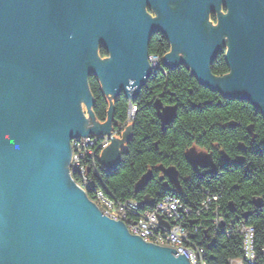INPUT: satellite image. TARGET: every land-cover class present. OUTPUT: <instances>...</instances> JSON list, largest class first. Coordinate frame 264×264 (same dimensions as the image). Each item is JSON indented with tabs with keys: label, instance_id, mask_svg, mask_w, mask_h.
Masks as SVG:
<instances>
[{
	"label": "water",
	"instance_id": "obj_1",
	"mask_svg": "<svg viewBox=\"0 0 264 264\" xmlns=\"http://www.w3.org/2000/svg\"><path fill=\"white\" fill-rule=\"evenodd\" d=\"M219 1L229 14L214 25ZM158 31L171 43L168 67L187 65L200 85L264 119V0H0V264H188L102 217L65 167L69 140L108 134L112 99L121 90L132 99L144 83ZM224 36L231 72L212 75ZM89 72L109 100L104 123L90 110Z\"/></svg>",
	"mask_w": 264,
	"mask_h": 264
},
{
	"label": "trees",
	"instance_id": "obj_2",
	"mask_svg": "<svg viewBox=\"0 0 264 264\" xmlns=\"http://www.w3.org/2000/svg\"><path fill=\"white\" fill-rule=\"evenodd\" d=\"M167 48V41L158 35L154 36L149 44V51L153 53L163 54ZM227 71L224 58L219 56L212 64L211 72L222 75ZM164 84L165 90L175 96L165 101L177 102L178 115L171 126L162 132L153 107L147 101L157 94ZM91 91L95 101L94 112L98 119L103 120L105 102L94 82L91 84ZM205 101L209 102L203 104ZM197 103H201L199 107L196 106ZM136 104L138 113L128 151L122 156L117 169L111 175H105L107 184L117 197H139L133 191L132 182L136 181L138 174L145 170V165L156 161L168 163L172 158L181 160L182 147L197 135L200 137L198 142L204 147L209 142H213V145L218 143L217 146L222 145L231 159L242 151L240 155L244 160L242 163H232L231 160L218 161V172L214 175L205 173L198 176L191 172L180 197L185 203L196 207L202 198V188L210 189L212 193L222 191L224 193L221 198L222 205H226L225 199L228 196L232 197L237 207L238 218L242 213L241 203L246 204L253 196L264 195V119L254 107L246 102L229 100L220 93L202 87L183 66L169 71L166 82L160 76L151 77L139 92ZM125 106L126 99L121 95L114 105L113 126H118L124 119ZM229 121L237 125L229 127ZM247 124L253 125L256 135L254 140L245 130ZM237 142H243L245 149L238 151ZM211 149L213 150L214 146H211ZM182 162L183 160L180 163ZM182 167L189 172L187 166L182 165ZM148 186L149 188L154 186V182H150ZM234 186L237 188L235 189ZM161 194L163 192L159 194L156 192L153 196L160 199ZM241 197L244 199L240 200ZM248 221L255 227L257 246L263 244L264 209L250 214ZM207 242L212 243L211 246L208 245V253L211 257L208 264H226L227 257L240 254V240L236 237L227 238L220 235L213 239L210 235Z\"/></svg>",
	"mask_w": 264,
	"mask_h": 264
},
{
	"label": "rangeland",
	"instance_id": "obj_3",
	"mask_svg": "<svg viewBox=\"0 0 264 264\" xmlns=\"http://www.w3.org/2000/svg\"><path fill=\"white\" fill-rule=\"evenodd\" d=\"M221 3H222V7L218 8L215 11L210 12L212 15H214V17L219 16V17H216V18H218L217 19L218 21H219V18H221V16H224L226 11L228 10V6L224 2H221ZM155 15L157 18L159 17L156 10H155ZM216 18H215V20H216ZM161 34H164V33H161ZM161 34L159 36H161ZM156 35H158V34L154 33L153 35H151L148 39V44H147V58H146V60H147V63L149 65V68H150V72H149L148 77L145 79L144 83L141 84V86L139 87V90L137 91V93L135 94V96L132 99L127 97L126 92L124 90H121L120 93L118 95H116L111 101V114H113L114 105H115L116 100L121 95H124V97L126 99L125 113L130 115L131 117H133L135 120L137 117V113H134V112H138V106L136 104V98L138 97L139 92L146 85L147 81L151 77H154V76H160L163 78V80L165 82L167 81L168 73H169V71L172 70V68L168 67V66L166 67L165 66L166 64L163 65L164 62L162 61L161 56H164L166 53H168V51L169 52L171 51L170 41L167 39V37L164 38L163 36H161L163 39H165L167 41L168 48L170 50L165 51L163 54L150 52L149 51L150 41ZM227 39L228 38H226V36L223 37V42H224L223 44H225L224 48H226V49H227ZM100 45L101 44L96 46L95 57L98 60H106V59H101L102 57H104L102 51H104L105 54L107 52L104 48H101L102 49L101 50ZM224 48L221 50V52L218 55L223 56L225 53V55L223 57L226 58L227 51H223ZM99 50H101V52H99ZM215 58L217 59V57H215ZM216 59H215V61H216ZM224 60L226 61V64H227V60L226 59H224ZM211 63L209 64V67L212 66ZM179 66H183L190 71V69L187 65L179 64L176 68H178ZM227 68H228V66H227ZM209 70H210V74L213 75V73H211V68ZM191 76L194 77V75H191ZM92 82H94L97 85L98 90L102 94V97H103L104 102H105L104 118H103V120L98 119V121L99 120L104 121L105 118L107 119V111L109 109V100H108V97L106 96V94L104 93V89H103V87L99 81L98 76L96 74L89 72L86 75V83H87V87H88L89 93L91 95V98L93 100V102L90 104V110H91L92 114H94L95 118H97V115L94 112L95 101H94L93 93L91 91ZM202 87H204V86H202ZM165 88H166V85L164 84V86L161 88V90L157 94H155L151 98H149L147 101V103L152 105L154 114L156 113L155 117L160 122L159 126H160V129L162 132H164L167 127L171 126V124L177 119V115H178V104H177V102L174 103V102H172V100H170L167 103V105L171 104L170 108H172L173 111H171L170 117L164 121L160 117L161 114H157V112L161 111L166 106H163L162 108L161 107L157 108L156 105L152 104V101L154 102L155 101L154 99H158V98L162 102H167V101L162 99L163 96L166 97L167 99H169L170 97L175 98L174 94L173 93L170 94L169 91L165 90ZM204 88L210 90V88H207V87H204ZM211 91H214V90L211 89ZM231 99L236 100V101H241V100H237L234 98H231ZM160 100H159V102H160ZM208 102L209 101H205V102H203V104H207ZM200 104L201 103H197L196 106L199 107ZM129 105H132V107L136 105L137 108L134 111L129 110V109H127V107H129ZM249 105H251V104H249ZM156 109H157V111H156ZM124 117H126V116H124ZM123 122H124V120H122V122L118 126L112 127L113 130L115 131V140L114 141H116V140L119 141L118 139L122 138V139H126L129 142H131L132 138H133V133L129 134L126 131L123 134L121 133V129L123 128V125H121V124ZM110 123H112V122L110 121ZM125 125L128 126L127 124H125ZM251 125L252 124H247L245 130L247 131L249 136L252 138L253 134H255V133L253 130V126H252V128H250ZM117 132L119 134H121L120 137L116 134ZM126 133H128V135H125ZM100 135L103 137L106 136L105 134H100ZM253 138H256V136H254ZM199 140H200V137L197 135V136L193 137L192 139H190L188 144H186L185 146L182 147V149H181L182 150L181 151V154H182L181 160H183L182 163H180L181 162L180 159L177 161L176 158H172L168 161V163L156 161L152 164H146L145 170L138 174L136 181L134 180L132 182L133 191L139 197L134 198L132 196H128L127 198H119V197H115L116 195L114 193L108 192L110 195L112 194L111 199L116 198L115 200L118 199L119 201L114 200L112 202H109V201H106L107 200V198H106L105 200L102 201L103 206L107 207L106 209L110 211L112 216H118L120 213V218H116L115 221H118V220L122 221L129 234L139 236L146 243L155 244V245L168 247V248H174V249L179 248V250L177 252H181V254H184L185 251H187V249H191L192 251L189 252L191 254L190 256L192 258L191 264H208L209 263V260L211 257H210V254L208 253V245L211 246L212 243H208L207 241H209L210 235L213 236V239L215 238V236L223 235L227 238L228 237H234V238L236 237L240 240V254L237 256H234V257H227L225 260L226 264H242V263H239L241 261H243V264H262V262L264 263V243L259 244L257 246L255 227H254V225L250 224L248 221L250 214H252L253 212L254 213L261 212L264 209V200L260 201V199H259L260 197H258V198H252L251 197L250 201L248 199V202L246 204L241 203V206L243 205L242 213L239 214L238 215L239 217L237 218L236 217V215L238 214L237 207L235 205V202L232 200V197L228 196L225 199V201H227L226 205L225 206L222 205L221 198L224 195V193L222 191L212 193L210 191V189L207 190L205 188H202V190H201L202 198L200 199V202L196 207L189 206L187 203H185L180 198L182 195L181 193H182V190L184 188V185L188 182L191 172L195 175H198V176H202L205 173L210 174V175L215 174V172H213V170L207 171L206 169H203V171L199 172L198 168L194 167V164H192L191 162L190 163L187 162V158L189 159L190 155H191L189 150L197 151L196 152L197 155H204V156L207 155V153L203 154L199 151V149L205 150L203 144L198 142ZM103 141H105V143H102ZM80 142H81V140L76 139L71 144L69 143L70 150H74L75 148L78 149L79 146L81 145ZM106 142H107L106 140H100L99 141V143H102L103 145L102 144L97 145V147H98L97 152L98 153L99 152L104 153V149L108 148L107 144L113 142V140L109 141L107 143ZM240 143L241 142H237L238 151L245 149V147L240 146ZM211 144H213V142H211ZM211 144L208 145V143H207L208 146H211ZM94 148L95 147H93L92 150ZM87 149H88V147L85 149L81 148L80 152H82V153H81V155H80V153H78V157L79 156L82 157V155H84V153ZM124 150L125 149H122L123 152H124ZM127 151H128V147L126 149V152ZM208 151L211 154L208 153L207 156L208 157L213 156L212 149H210V150L208 149ZM91 154L88 155V153H86L85 155L90 156ZM74 155H75V152H74ZM209 159H211V158H209ZM222 160H223V162L229 161V159L221 156L220 161H222ZM210 161H212V160H210ZM92 162L95 165L96 171L97 172H98V170L100 171V176L94 177L95 181L97 180L95 183H97L98 185L101 183H104V181L106 180L105 179V173L106 172L103 173L101 170V167H100L104 163L99 162L100 166L97 170V166H96L97 164L95 162L94 157L92 159ZM217 162H218V159H217V161H214V163H217ZM237 162L242 163L243 160L242 161L232 160V163H237ZM182 165L187 166L189 172L187 170H185L182 167ZM214 167H216V165ZM82 174H83V176L86 175V173H82ZM111 174H112V172L110 171L109 175H111ZM174 178H178V179H175L176 182H173ZM150 182H154V186H151V187H155V185H156V187L155 188H151V187L149 188L148 185ZM90 186H92V189L95 187V185L93 183H90ZM101 186L104 187L103 189L109 187L108 184H106V185L102 184ZM234 188L236 189L237 187L234 186ZM156 192H158V194L163 192V194H161L162 196L160 197V199H156L153 196V195H155ZM109 194H107V195L109 196ZM226 195H228V193H226ZM98 196H99V193H97L96 197L98 198ZM262 197H264V195ZM241 199H244V198L241 197L240 200ZM205 200H207L206 203H205ZM241 202H243V200ZM258 202H260V203L262 202V204L259 205V204H257ZM181 209H185V212H183ZM163 214H165V217ZM160 215H162V217H159ZM215 217H219V220L214 221L213 218H215ZM189 218H193V219L190 220ZM161 220H164V221L162 222ZM173 221L174 222L180 221L181 223H184L183 224V227H184L183 234L181 233L183 227H182V229L181 228L168 227L167 224L169 223L171 226ZM166 222H167V224H163ZM136 228H138V229H136ZM215 229H216V231L219 232L216 235L213 233V231ZM176 237H180L181 241H179L180 238L177 239ZM205 252H206V255H205ZM171 254H172V252H171ZM172 255L175 258H177L178 255H180V254L176 255L173 253Z\"/></svg>",
	"mask_w": 264,
	"mask_h": 264
},
{
	"label": "bare ground",
	"instance_id": "obj_4",
	"mask_svg": "<svg viewBox=\"0 0 264 264\" xmlns=\"http://www.w3.org/2000/svg\"><path fill=\"white\" fill-rule=\"evenodd\" d=\"M224 2V1H223ZM225 3V2H224ZM218 7L220 8V7H222V3H221V1H219L218 2ZM227 14H229V10H227L226 11V13L224 14V16H227ZM221 16V15H220ZM224 16H221V17H224ZM209 20H210V23H212V24H214V25H216L217 24V22H218V18H216V17H219V16H215L214 17V15H212L211 13L209 14ZM215 18H216V20H215ZM157 34H158V36L162 33V32H156ZM161 36H163L164 38L166 37V35L165 34H161ZM227 38V37H226ZM168 39V38H167ZM100 43H96V46L97 45H99ZM170 46H171V43H170ZM169 46V47H170ZM224 46H225V44H221V50L224 48ZM101 48H104L103 47V45L101 44L100 45V49ZM171 48V47H170ZM102 50V49H101ZM101 50H99V52H101ZM168 50H170L169 48H167V51ZM223 51H227V49L226 48H224V50ZM169 52V51H168ZM102 53H103V55H104V57H102L101 59H106L107 57H108V54L106 53H104V51H102ZM218 55V54H217ZM215 56V57H219L220 55H218V56ZM224 55H225V53H224ZM223 55V56H224ZM222 56V57H223ZM161 57H163V56H161ZM214 57V59L211 61L212 63H211V65L215 62V58ZM224 58V57H223ZM224 59H227V57L226 58H224ZM225 63H226V61H225ZM163 65H165V63L163 64ZM185 65V64H184ZM161 66V65H160ZM166 67H167V65H165ZM226 66H228V71L226 72V73H224V74H227V73H230L231 71H230V68H229V65H228V63L226 64ZM211 67H209V69H210ZM174 69H176V67H174V68H172V70H174ZM212 73V72H211ZM224 74H222V75H224ZM213 75H215V74H213ZM216 76H221L220 74H218V75H216ZM211 90V89H210ZM213 92H215V90L213 91ZM105 93V92H104ZM218 93V92H217ZM224 98H227V99H229V100H232L230 97H224ZM162 99L163 100H166L167 98L166 97H162ZM171 99V98H170ZM155 101L153 102L152 101V104H154V105H156V107L158 108H162L163 106H166L165 108H166V110L167 111H165L164 113H171L170 112V110H169V107H170V105H167V103H168V101L167 102H162L159 98L158 99H154ZM159 100H160V102H159ZM242 102H246V103H248L247 101H245V100H241ZM172 102H174V100L172 101ZM175 103V102H174ZM131 106V107H130ZM137 107H136V105L135 106H133L132 107V105H129V107H127V109H129V110H132V111H134L135 109H136ZM131 111V112H132ZM156 111H157V109H156ZM163 111H164V109H162L161 111H158L157 112V114H161V115H163ZM134 113H138V112H134ZM156 114V113H155ZM94 115V114H93ZM112 114H110V116H109V119L108 120H110L111 122H112ZM124 116H126V117H124V122L121 124V125H123V128L121 129V133L123 134L125 131L126 132H128L129 134H132L133 133V130H134V118L133 117H131L130 115H128V114H126L125 113V115ZM97 120H98V118H96ZM107 119L105 118L104 119V121H100L99 120V122H101V123H104L105 121H106ZM159 122V121H158ZM160 123V122H159ZM125 124H127L128 126H126ZM237 125V123H233V122H231V121H229V123H228V126L229 127H235ZM252 126L253 125H251V127L250 128H252ZM112 127H115V126H113L112 125V123H110V126H109V133L108 134H105L106 136H101L100 134H98V135H95L94 133H92L91 131L90 132H88L87 134H85V135H77V136H75L74 138H72V139H70L69 140V143L71 144L74 140H81V142H80V146H79V148L78 149H74V150H70V158H69V160H68V163L65 165V167H66V169H67V174H68V176H69V178H70V180L79 188V189H81L82 191H83V193H84V195L86 196V198L92 203V204H94L95 206H96V208L99 210V212L100 213H102L101 214V216L103 217L104 215L107 217V218H109V219H113V220H115L116 218H120V213H119V215L118 216H112L111 215V213H110V211L109 210H107L106 208L107 207H105V206H103V204H102V201L103 200H105L106 198H107V200L106 201H109V202H112V201H114L116 198H113V199H111L112 198V194L110 195L108 192H112V193H114L113 192V190L110 188V187H108V188H105V189H103L104 187H102L101 185L103 184V185H106L107 184V182H106V180L104 181V183H101V184H97V183H95L96 181H95V179H94V177H97V176H100V171L98 170V168H99V166H100V163L99 162H103V161H101V159H103L104 160V158H103V153L101 152H97V145L98 144H102V143H105V141H103L102 143H99V141L100 140H106L107 142H109V141H112L113 140V142H111V143H108L107 145H108V147H113V149H114V151H116V154H112L111 155V158L113 159L111 162H110V164L109 165H105V164H103V165H101L100 167H101V170H102V172L104 173V172H106L105 173V175L107 174V175H109V173H110V171L113 173L116 169H117V167L119 166V163L121 162V159H122V156L123 155H125L127 152H126V149H127V147H129V144H130V142L128 141V140H126V139H122V138H120V139H118L119 141H121L120 143L116 140V141H114L115 140V131L113 130V128ZM102 134H104V133H102ZM119 137L121 136V134H119L118 132L116 133ZM254 136H256L255 134H253V137ZM252 137V140H254V138ZM106 142V143H107ZM197 142V141H196ZM116 143H118V144H116ZM211 144V142H209L208 143V145H210ZM216 145H213V144H211V146H214V152H213V150H212V153H213V156H211V157H208L207 155H208V153H210L209 151H208V149L210 150L211 149V146H208L207 144L205 145V150L204 149H202V150H200L199 149V151L201 152V153H203V154H205V153H207V155H197V151H191V150H189V152L191 153V155H190V158L188 159L187 158V162L188 163H192V164H194V167L195 168H198V170H199V172H201V171H203V169H206L207 171H210V170H213V172H215V174H217V172H218V168H217V163H214V161H217V159H218V161L219 162H221L220 161V157L221 156H223V157H225V158H227V159H229V161L231 160H234V161H242V160H244V158H243V156L242 155H240V153H242V151H239L238 152V154L239 155H236V157L235 158H233V159H231V157L228 155V154H226V151H225V148L222 146V145H220V146H217L218 145V143H215ZM103 145V144H102ZM240 146L241 147H245V144L243 143V142H241L240 143ZM88 147V149L85 151V153H84V155H82V157H78V153H80V155H81V153L82 152H80L81 150V148H83V149H85V148H87ZM93 147H95L93 150H92V148ZM117 149V150H116ZM122 149H125L124 150V152L122 151ZM216 149H217V151H216ZM105 150L106 149H104V152H105ZM243 150V149H242ZM74 152H75V155H74ZM77 153V154H76ZM86 153H88V155L89 154H91L90 156H88V155H85ZM211 154V153H210ZM218 154V155H217ZM93 157H94V159H95V162H96V166H97V170H98V172L96 171V169H95V165H94V163L92 162V159H93ZM209 158H211V159H209ZM216 158V159H215ZM107 159V158H106ZM110 159V158H109ZM115 159V160H114ZM209 159V160H208ZM91 160V161H90ZM208 160V161H207ZM210 160H212V161H210ZM222 162H223V160H222ZM201 164H205L204 166L206 167H204L203 165H201ZM113 165V167H111ZM216 165V167H214ZM205 171V170H204ZM82 173H86V175L85 176H83V174ZM175 175V174H174ZM177 175V174H176ZM175 179H178V178H175ZM174 179V180H175ZM90 183H93L94 185H95V189L93 188L92 189V186H90ZM90 186V187H89ZM97 193H99V196H98V198L96 197V195H97ZM107 194H109V196L107 195ZM115 197H117V196H115ZM258 197H260L259 199L260 200H264V197H262V196H253L252 198H258ZM115 201H119L118 199L117 200H115ZM127 201V200H126ZM207 202V200H205V203ZM97 205H96V204ZM129 203V202H128ZM257 204H259V205H261L262 204V202L260 203V202H258ZM183 212H185V209H181ZM245 211V210H244ZM110 214V215H109ZM117 215V214H116ZM164 215V217H165V214H163ZM159 217H162V215H160ZM190 220H192L193 218H189ZM189 220V221H190ZM213 220L214 221H218L219 220V217H215V218H213ZM162 222L164 221V220H161ZM161 222V223H162ZM163 224H167V222L166 223H163ZM183 224L184 223H181L180 221H178V222H174L173 221V223L171 224V226H170V224L168 223L167 225H168V227H173V228H181L182 229V227H183ZM136 229H138V228H136ZM183 230H184V227H183V229H182V234H183ZM213 233L216 235V234H218L219 232L218 231H216V229L213 231ZM187 234V233H186ZM185 234V235H186ZM136 236V235H135ZM142 237V236H141ZM213 237V236H212ZM177 239H179L180 237H176ZM179 241H181V238L179 239ZM176 251H178L179 250V248L178 249H175ZM192 250L191 249H187V251H185V253H184V255L187 257V260H188V264H191V260H192V258H191V254L189 253V252H191ZM172 252V254L174 253L173 251H171ZM204 252V251H203ZM174 254H181V252H176V253H174ZM205 255H206V252H205ZM179 256V255H178ZM206 259V258H205ZM239 263H242L243 264V261H241V262H239Z\"/></svg>",
	"mask_w": 264,
	"mask_h": 264
}]
</instances>
